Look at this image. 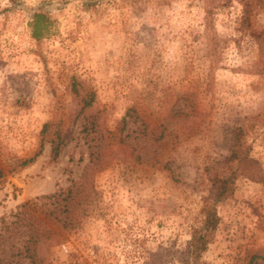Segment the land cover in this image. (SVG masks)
Segmentation results:
<instances>
[{
    "label": "rangeland",
    "instance_id": "obj_1",
    "mask_svg": "<svg viewBox=\"0 0 264 264\" xmlns=\"http://www.w3.org/2000/svg\"><path fill=\"white\" fill-rule=\"evenodd\" d=\"M209 2L0 0V157L42 146L0 187V220L82 183L101 156L92 202L51 264H182L212 194L206 169L223 173L245 150L264 168V74L248 28L264 27V10L215 0L208 20ZM36 13L50 22L41 41ZM219 214L198 264H241L264 248V185L239 179Z\"/></svg>",
    "mask_w": 264,
    "mask_h": 264
},
{
    "label": "trees",
    "instance_id": "obj_2",
    "mask_svg": "<svg viewBox=\"0 0 264 264\" xmlns=\"http://www.w3.org/2000/svg\"><path fill=\"white\" fill-rule=\"evenodd\" d=\"M209 3L208 20L213 14V7L216 6L215 0ZM256 5L264 10V0H256ZM30 26L32 37L37 41L49 35L50 22L44 14L36 13ZM248 28L259 52L257 68L260 70L256 68L254 73L264 74V27L255 28L249 24ZM92 102L91 98L84 103L85 106H89ZM167 135L166 130L157 141L164 143L170 137ZM60 146L61 142L52 150L54 160L61 154ZM41 153L42 146L30 159L3 161L0 157V187L10 176L35 163ZM100 160L101 156L95 158L92 155L90 171L82 183H73L67 191H59L25 202L18 206L15 213L1 218L0 264H51L49 249L63 240L66 231L77 227L82 211L92 202V194L95 192L92 181L102 167ZM227 163L229 168L223 173L215 167L206 169L210 176L212 194L203 199L199 212L201 225L193 229L185 256L180 260L182 264H198L203 254L208 251L222 221L219 206L234 196L239 179L264 185V168L259 160L250 155L249 150L234 151ZM157 164L158 162H154L151 166ZM172 179L178 183L175 177L172 176ZM241 264H264V248L247 250Z\"/></svg>",
    "mask_w": 264,
    "mask_h": 264
},
{
    "label": "built area",
    "instance_id": "obj_3",
    "mask_svg": "<svg viewBox=\"0 0 264 264\" xmlns=\"http://www.w3.org/2000/svg\"><path fill=\"white\" fill-rule=\"evenodd\" d=\"M62 248H63V250H65V251H66V246H62Z\"/></svg>",
    "mask_w": 264,
    "mask_h": 264
}]
</instances>
